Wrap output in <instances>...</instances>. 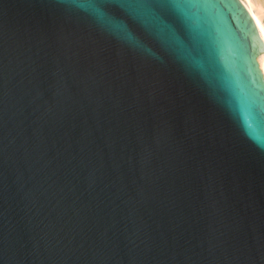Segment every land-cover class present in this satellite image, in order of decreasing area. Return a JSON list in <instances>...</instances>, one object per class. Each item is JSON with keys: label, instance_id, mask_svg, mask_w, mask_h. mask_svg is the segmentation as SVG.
<instances>
[{"label": "water", "instance_id": "1", "mask_svg": "<svg viewBox=\"0 0 264 264\" xmlns=\"http://www.w3.org/2000/svg\"><path fill=\"white\" fill-rule=\"evenodd\" d=\"M206 28L0 0V264H264L263 42Z\"/></svg>", "mask_w": 264, "mask_h": 264}, {"label": "snow or ice", "instance_id": "2", "mask_svg": "<svg viewBox=\"0 0 264 264\" xmlns=\"http://www.w3.org/2000/svg\"><path fill=\"white\" fill-rule=\"evenodd\" d=\"M216 7L217 0H130L132 12L145 22L163 23L166 18L189 30L195 44L206 45L212 43L213 37L206 25L214 19Z\"/></svg>", "mask_w": 264, "mask_h": 264}, {"label": "bare ground", "instance_id": "3", "mask_svg": "<svg viewBox=\"0 0 264 264\" xmlns=\"http://www.w3.org/2000/svg\"><path fill=\"white\" fill-rule=\"evenodd\" d=\"M250 14L258 34L263 42V49L257 59L264 77V0H240Z\"/></svg>", "mask_w": 264, "mask_h": 264}]
</instances>
